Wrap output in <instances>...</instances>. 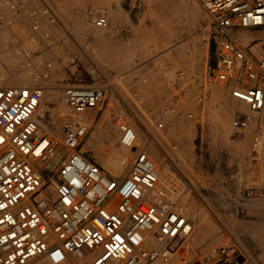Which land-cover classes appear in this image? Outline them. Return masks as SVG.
<instances>
[{"label":"rangeland","instance_id":"1","mask_svg":"<svg viewBox=\"0 0 264 264\" xmlns=\"http://www.w3.org/2000/svg\"><path fill=\"white\" fill-rule=\"evenodd\" d=\"M43 1L31 2L28 10L48 6L57 19L48 16L34 30L32 17L15 16L11 4L0 0V14H5L0 17V36L4 37L0 52L8 47L0 53V85L44 87L41 110L55 112L57 104L63 103V87L108 81V94L94 113L102 112L111 100L110 115L106 111L107 122L101 124H113L114 148L122 146L116 119L119 110L128 115L141 139L140 125L146 124L148 130L144 140L149 146L133 148L130 166L117 177H125L135 154L145 149L161 173L164 170L163 177L186 190L193 232L178 246L176 263L212 264L211 249L233 242L255 264H264V194L257 191L264 184V161L252 144L257 129H248L243 141L232 137L233 115L248 105L232 97L224 83L208 79L215 54L210 15L203 3L118 0L120 13L113 18L104 6L85 4L83 18L70 25L64 21L66 2L78 6L83 0ZM104 13L110 24L96 26L94 18ZM15 71L19 72L13 79L5 76ZM202 94L204 99L199 101ZM224 114L229 117L226 122L222 121ZM259 132L262 138L264 130ZM91 143L98 154L87 148ZM150 146L157 147L158 153ZM108 147L91 122L81 151L103 168L101 160ZM248 189L255 196L241 205L239 199Z\"/></svg>","mask_w":264,"mask_h":264},{"label":"built area","instance_id":"2","mask_svg":"<svg viewBox=\"0 0 264 264\" xmlns=\"http://www.w3.org/2000/svg\"><path fill=\"white\" fill-rule=\"evenodd\" d=\"M5 1L21 12L22 5ZM199 1L212 27L215 63L208 79L224 83L248 105L235 111L232 137L243 141L256 128V153L264 130V0ZM23 13L33 18L34 30L48 16L57 19L48 6ZM94 23L107 27L109 17L100 14ZM110 86L98 81L62 88L67 118L59 138L41 130L36 115L44 87L0 86V264H177V248L193 232L184 187L162 183L145 150L135 154L123 178L81 151L90 126L85 113L104 102ZM45 114L53 120L52 110ZM116 119L120 144L135 148L139 133L128 115L119 110ZM257 191L264 194V184ZM253 196L248 189L240 204ZM209 259L255 264L233 242L212 248Z\"/></svg>","mask_w":264,"mask_h":264},{"label":"bare ground","instance_id":"3","mask_svg":"<svg viewBox=\"0 0 264 264\" xmlns=\"http://www.w3.org/2000/svg\"><path fill=\"white\" fill-rule=\"evenodd\" d=\"M7 49H5V50H7ZM20 50L17 49V52L21 53ZM141 51H142V49H141ZM125 54H127V56H129V55L131 56V54L129 52H126ZM117 63L120 64V60H118ZM18 72L19 71L11 72L7 76L8 79H13V77ZM2 78H3V76H2ZM47 91L50 92V90H47ZM56 95H57V93L55 92L54 93V96H55L54 99H57ZM44 101H45L44 99L41 101V103L39 104V107L37 108V111H36V115L38 116L37 118L39 120L41 130H45V131L49 130L51 132V136H52V134H55L59 138L60 137V126H59V124H57V122L58 121L62 122L63 120H66V118H67V116H66L67 108H66L65 104H63V103L62 104L61 103L57 104V106L54 108L55 112L52 110L53 120L49 121V120L45 119L46 114H45L44 111L41 110V109L44 110V108H42L43 105H44ZM108 108H110V110L112 109V105H111V100L110 99L107 100V106L100 113L95 114L94 113L95 109L87 110L86 113H85V119L88 120L90 123L92 122L95 125L96 133L100 134L101 136H104L106 141L109 144V147L104 149V152H105V154L107 156L105 158H102V160H101V164L103 166L104 171L107 174L114 175V176H119V175H121V174H123L125 172L127 167L130 166V164H131V156L133 155V153H135V151L131 147H126L127 149L131 150V151H129V150L125 149L124 146H121V148H114V146H113L114 145V134H113L114 133V130H113L114 126H112L113 124H111V122H110V125L109 124H105L104 126H102V124H101L102 122L105 123V121H106L105 117H106V115L108 113V111H107ZM106 111H107V113H105ZM226 115L224 114V116L222 118L223 122H226L227 120H229V117H227ZM111 116H114V115H111ZM140 128H141V131H142L143 139H141L140 136H138L135 147L149 146L148 141L146 140L148 138L147 125L142 123L140 125ZM263 134H264V132H263ZM144 138H146V139L144 140ZM116 139H117V137H116ZM259 142H260V148H258L259 157L261 158V161H264V136H262V138H261V140ZM87 148L91 152H93V154H95V153L98 154L96 146L93 145V143L87 145ZM149 148H151V150L154 151V153L155 152L158 153L157 147L150 146ZM54 161H56V158L54 159ZM259 164H260V162H259ZM256 170H258V169H256ZM163 171L161 173V171L159 170L161 182L165 183V184H168V183H170V181L168 179L166 180L163 177V174H164ZM261 248L264 249V242H262Z\"/></svg>","mask_w":264,"mask_h":264},{"label":"crops","instance_id":"4","mask_svg":"<svg viewBox=\"0 0 264 264\" xmlns=\"http://www.w3.org/2000/svg\"><path fill=\"white\" fill-rule=\"evenodd\" d=\"M15 2H17L19 5H22V9H21V12L18 13L20 14L21 17H24V18H30L31 16L30 15H24L23 12H26L28 11V8L30 6V3L32 2H35L37 0H14ZM43 3L44 1L41 0ZM56 1V0H55ZM57 1H62V0H57ZM60 3V2H59ZM45 4V3H44ZM86 5H92V6H95V5H102L105 7L106 11L110 14V16L113 18L115 17V15H118L120 13L119 11V7H120V2L118 0H83V3H80L78 4L77 6V3L75 2H69L67 1L66 2V7H67V10H66V14L64 15V21L67 23V24H70V25H73L75 22H77L78 19H81L83 18V13L85 11V8H86ZM74 8H77L78 11L76 12H73L74 11ZM15 10V9H14ZM30 10V9H29ZM53 10V9H52ZM73 10V11H72ZM55 13V12H54ZM15 14V13H14ZM56 14V13H55ZM75 14V15H74ZM79 14V15H78ZM15 16H19L17 15V12L15 14ZM57 16V15H56ZM0 17L3 18L5 17V14H0ZM6 17H7V14H6ZM15 18V17H14ZM45 19H43L44 21ZM0 39H4L3 36H0ZM5 48L1 50V52L5 51V49H7L8 47L7 46H4ZM0 52V53H1ZM10 73L8 74H5V76H8Z\"/></svg>","mask_w":264,"mask_h":264}]
</instances>
